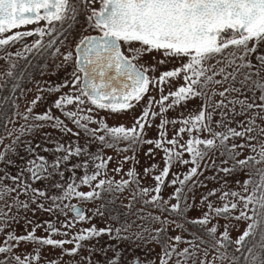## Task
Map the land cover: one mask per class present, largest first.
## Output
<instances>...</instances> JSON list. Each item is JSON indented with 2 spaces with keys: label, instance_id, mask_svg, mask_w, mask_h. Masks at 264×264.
<instances>
[{
  "label": "snow or ice",
  "instance_id": "6c2138e0",
  "mask_svg": "<svg viewBox=\"0 0 264 264\" xmlns=\"http://www.w3.org/2000/svg\"><path fill=\"white\" fill-rule=\"evenodd\" d=\"M98 2L99 9L92 7L97 0H0V50L5 53L0 59L9 65L0 72V89L9 78L15 79L17 60L26 53L43 55L54 48L51 55L62 57L56 68L72 69L61 83L37 81V95L30 106L24 112L17 110L8 120L14 124L19 117L24 123L11 129L6 123L0 132V264H41L42 259L44 264H93L94 246L87 248V256L80 254L81 249L85 241H98L103 235L135 247L151 245L148 252L158 245L159 264H264V52L260 50L264 45V0ZM81 11L88 13L84 29L96 34L81 35L73 46L70 31L79 22ZM40 21L45 26L17 30ZM34 35L39 38L24 43L23 51H6L7 46ZM61 46L67 50L61 52ZM152 53L160 58L154 56L152 64L139 63ZM172 59L180 60V65L155 75ZM175 79L183 83L164 94V86L171 88ZM18 87L13 84L12 90ZM64 88L68 91L63 92ZM153 88L159 92L158 100L149 94ZM42 93L60 95L43 112L34 114L35 106L44 99ZM145 97L141 114L131 127L107 123L108 117L132 110ZM197 99L200 105L187 116H165L178 107L187 110L188 103ZM157 117V136L146 137V129L153 127ZM169 125L174 132L171 138ZM44 127L76 139L68 144L52 141L54 149H44L53 152L51 160L37 151L39 144L33 147L25 141L26 155L20 156L21 138ZM81 132L83 144L79 142ZM184 134L189 138L181 143ZM6 139L11 142L5 144ZM45 139L51 140L50 134L45 133ZM145 145L150 146L144 152L150 160H155L156 150L163 153V168L157 172L159 165L152 163L143 168L141 176L135 153ZM104 149L114 150L115 155H106ZM245 149L250 151L247 156H243ZM129 151L132 156L121 157ZM113 160L117 165L109 170ZM128 161L134 163L125 172L123 165ZM174 167L186 170L174 172ZM77 170H83L78 178ZM65 171L73 174L68 180ZM109 171L124 172L127 179L109 178ZM207 171L213 174L205 176ZM241 172L245 179L235 180L240 187L237 191L229 187V178ZM148 176L154 187L141 186ZM210 180L220 187L202 193L197 200L196 191L206 188ZM81 185L89 190H79ZM165 188L172 189L167 197L162 194ZM125 192V219L118 227L93 224L70 235L78 222L103 217L107 204ZM217 193L221 206L210 199ZM106 196L111 199L94 208L92 216L70 203L73 198L96 201ZM28 212L33 216L45 212L54 219L37 222L28 218ZM21 219L25 233L17 234L13 225ZM240 221L246 226L233 239L230 231ZM28 226H32L30 231ZM38 228L46 234L38 236ZM57 235L70 238H54ZM67 244L73 246L67 248ZM27 245L33 246L31 251ZM45 247L60 251L49 258L42 253ZM109 249L113 256L106 257L105 264H121L122 253L115 246L99 251L106 254ZM130 264L155 261L134 256Z\"/></svg>",
  "mask_w": 264,
  "mask_h": 264
},
{
  "label": "rangeland",
  "instance_id": "374dc122",
  "mask_svg": "<svg viewBox=\"0 0 264 264\" xmlns=\"http://www.w3.org/2000/svg\"><path fill=\"white\" fill-rule=\"evenodd\" d=\"M80 35L76 34L73 36H70V38L72 39V42H74L73 40H76ZM135 47H139L138 44L134 45ZM66 47L65 46H61V52L66 51ZM262 52H264V45L261 46L260 49ZM7 52L8 49H6ZM51 51H45L43 56L42 55H37V53H30V54H26L25 57L19 58L17 60L18 63V67L16 69V77L15 79H11L9 78L8 80V84L5 88L0 89V132L3 131V126L7 123V127L8 128H13L15 127H19L21 124L24 123V121L22 119H20L19 117H15V123H8L9 118H13V114L14 112H16L17 110L20 112H24L25 109L27 107L30 106V102L36 97L37 95V91H36V82L39 81L41 82V84H43L45 81H50L52 83H61L63 81V79L66 77V75L68 73L71 72V67H65L62 69H57L56 65L61 63L62 61V57H54L51 55ZM4 51L0 50V57H2L4 55ZM156 57L157 59L160 58L159 54L157 53H152L151 55H145L141 58V60L139 61V63L142 64H152L155 61L153 60V57ZM254 59V57H253ZM181 63L180 60H176V59H172L170 60L166 65L160 66V68L158 69V71L155 73V75H159L160 71H164L167 69H171L174 67L179 66ZM9 65L7 63V61H5L4 59H0V72L6 71L8 69ZM43 73V75H42ZM183 83L182 80L180 79H175L172 82V87L170 88L168 85L164 86V94H167L169 91L175 90V87H177L179 84ZM13 84H18L19 87L15 89V91L12 90V85ZM30 90V91H29ZM63 92H67L68 89L64 88L62 89ZM23 93V94H21ZM150 95L154 96L157 100L159 99V92L156 89H151L150 90ZM42 95L44 96V99L40 102H38V104L35 106L34 108V114L35 113H40L43 112L45 110V108L51 106V102L58 96L60 95V93H53V94H48V93H42ZM217 99H219V97H217ZM147 101V97H145L144 101L140 102L138 105H136L132 110L123 112L121 114H116V115H112L110 117L107 118V123L110 126L113 125H119L121 123H123L125 126L127 127H131L133 122H134V118L139 116L141 114V111L145 105ZM170 102V101H169ZM201 101L199 99L197 100H193L190 101L188 103V108L187 110L184 109L183 107H178L174 110H169L165 116L169 119L171 118H175L180 116V114L182 113L184 116H187L189 111L193 108H197L200 105ZM18 106V108H17ZM70 108L72 106H69ZM154 110H159V106L158 105H153ZM54 114L59 115V112L55 109H53ZM101 116H107L106 112H100ZM159 117L156 118V120L153 122V127L150 129H146V137L149 138H155L157 136V130L155 125L159 123ZM39 123V122H38ZM66 123H68L69 127H74L70 122L66 121ZM95 126V125H92ZM180 127L179 124L176 125V128L178 129ZM169 138H171V136L174 134L173 130H172V126L169 125ZM219 130V129H218ZM45 133L50 134L51 136V140L49 139H45ZM206 135V134H205ZM84 133L81 132V139H80V143L83 144L84 141ZM189 137L187 134H184L183 138L181 139V143H184L185 140H187ZM76 138L71 136V135H63L62 133L53 130L50 127H44V128H40V129H36L34 130L32 133H29L27 135H25L24 137L21 138V145L20 147L17 149V151L19 152L20 156H25L26 153L24 151V146H23V142L27 141L30 142L32 144L33 147H36L37 144L40 145V147L37 149V151L41 154V155H45L48 157L49 160H51L53 158V152H45L44 149L48 148V149H54V143L52 141L55 140H60V142L62 143H70L72 141H74ZM11 141L9 139H6L4 141L5 144L10 143ZM239 142V141H237ZM253 143H255V141H253ZM124 146V142H121V147ZM147 147H150L148 145H145L140 151H138L137 153H135L136 159L139 161L138 164H136V169L137 171L141 174V176H143V168L149 166L152 163H157L159 165V168L157 169V172L159 171V169L163 168V160L161 159L163 153L159 150L157 151V155L155 160H150L148 158H146L144 156V152L147 150ZM0 149H2V145H0ZM93 151L96 150V146L93 145L92 148ZM104 152L106 155H115L114 150L112 149H104ZM250 154V151L248 149H245L243 152V156H247ZM123 155H128V156H132L133 153L131 151L126 152V153H121V157ZM243 156L241 158H243ZM185 158H187V155L185 156ZM18 163H20V161H17ZM73 163L77 162L76 158H73L72 160ZM117 160H113L112 162L109 163L108 168L109 170H111L112 168H115L117 165ZM133 161H128L127 163H125L123 165L125 172L133 166ZM186 169L183 168H179V167H174L173 171H185ZM10 171L15 172V169H10ZM82 171L83 170H77L75 175L78 178L79 176L82 175ZM213 173L211 171H207L205 172V176H211ZM72 172L71 171H65L64 173V179L68 180L70 177H72ZM222 175V174H221ZM109 178H114L115 180H120L121 178H125L127 179V176L124 174V172H121L119 174L117 173H113L111 171H109L108 173ZM59 179V177L57 178ZM201 179H204V177L202 176ZM232 182L230 183L229 187L239 191L240 187L238 185L235 184V180L239 179L241 181H243V179H245V175L244 173H238L236 176L230 177L229 178ZM78 182V180H77ZM207 187L206 188H201L198 189L196 191V197L197 200H199L200 195L202 193H206L207 191H209L212 188H219L220 184L217 181H207ZM37 186H41L40 184H37ZM141 186H150V187H154V181L152 180L151 176H148L147 178H143L141 180ZM81 191H88L89 187L85 186V185H81L80 189ZM172 191L171 188H165L163 189V195L165 197L168 196V194ZM118 199H116L115 201H113L112 203H108L107 204V211H104V216L100 217V216H93V218L91 219V221H84V222H78L76 224V226L74 228H72L70 230V235L76 233L77 231H79V229L81 228H87L90 227L91 225H96L97 228H101V227H106V226H111V227H118L120 223H122L125 219V216L123 215V213L126 211L125 208L122 207V202L123 204H127L128 200H127V196L128 193L125 192L124 195H119ZM21 199H24V197L22 196ZM111 197L110 196H106L105 200H96V201H79L77 198H73L70 203H75L79 206H81L86 215L92 216V210L96 207H99L102 203H105L106 200H110ZM210 199H212L216 206H221L222 205V201L219 200V193H217L216 197H211ZM175 202V201H173ZM139 207V205H138ZM103 210V209H102ZM193 215H198V213L193 212ZM21 216H24L25 213L21 212L20 213ZM28 216V218L33 219L37 222H43L45 220H49V219H54V217L50 216L48 213L45 212H37L35 216L32 215L31 212H28L26 214ZM73 215L72 213H69V216ZM113 217H115V219H113ZM60 219H64L63 216L60 217ZM221 224L224 223L223 220L220 221ZM234 224L238 225V228H233L230 231V235L232 236L233 239H235L245 228V222L240 221V222H234ZM156 225H153V227H155ZM15 231L17 234H24L25 233V222L23 219L19 220L18 223H15L13 225ZM32 226H28L27 230H31ZM57 227H59V225H57ZM63 231V229H62ZM36 234L38 236H43L46 233L43 231V229H37ZM54 238L56 239H66V238H70V237H63V236H55ZM3 240V236L0 235V241ZM85 248L81 249V255L83 256H87L89 253L87 251V248L90 246H94L93 249V254H92V261L93 264H105V260L106 257L110 258L113 256V251L111 249H109L107 251V253L105 254L104 252L99 251L100 248H104L108 245L111 246H115L116 249H118L121 253H122V261L121 264H124L125 261H128L130 264L131 259L134 256H139L141 259H152L155 261V264H159V260H158V254L161 252L160 247L157 245L155 246V251L154 252H148L147 251V247H151V245H148L147 247H135L134 244H132L131 242L128 241H117L116 239H110L108 235H103L99 238V240L97 241L96 239H93L91 241H85ZM73 245L72 244H67L65 245V247L67 248H71ZM185 245H181V247H184ZM25 245H21V248H24ZM32 245H27V248L29 251L32 250ZM60 249H55L54 251L51 248L45 247L42 249V253L44 255H48L49 258H51L52 256H54L55 254L59 253ZM79 256L76 257L77 260H79ZM65 260L68 259V257L64 258ZM41 264H44V260H41Z\"/></svg>",
  "mask_w": 264,
  "mask_h": 264
},
{
  "label": "flooded vegetation",
  "instance_id": "af4514ba",
  "mask_svg": "<svg viewBox=\"0 0 264 264\" xmlns=\"http://www.w3.org/2000/svg\"><path fill=\"white\" fill-rule=\"evenodd\" d=\"M81 9H83V5L80 6ZM92 7H95L97 9H99L100 7V4L97 0V3H95L94 5H92ZM88 13L87 12H84V11H81L80 15L78 16V23H76L73 27V29L70 31V36H73V35H76V34H79L80 36L81 35H87V34H96L95 32H93L92 30H85L84 29V25L86 23L85 21V16L87 15ZM45 23L44 21H40L39 24H32V25H28L26 27H23L21 29H17L19 31H27V30H31V29H34L35 27H43L45 26ZM13 31H16V30H13ZM11 33H6L5 35H10ZM80 36L76 39V40H73L74 42H72V45L74 46V44L76 43V41L80 38ZM39 37L34 35L32 37H26L24 38V40L22 42H17L15 44H12L10 46H7V49L9 52H15L17 50H21L23 51V44L24 43H27V44H31L35 39H38ZM48 39L47 36L44 37V40L46 41ZM4 51V50H3ZM47 51H51L53 52L54 51V48L53 49H48ZM27 55L30 54V53H26ZM25 54V55H26ZM26 55V56H27ZM37 55H40L37 53ZM43 56V55H42Z\"/></svg>",
  "mask_w": 264,
  "mask_h": 264
},
{
  "label": "water",
  "instance_id": "95a60500",
  "mask_svg": "<svg viewBox=\"0 0 264 264\" xmlns=\"http://www.w3.org/2000/svg\"><path fill=\"white\" fill-rule=\"evenodd\" d=\"M79 206V205H78Z\"/></svg>",
  "mask_w": 264,
  "mask_h": 264
}]
</instances>
